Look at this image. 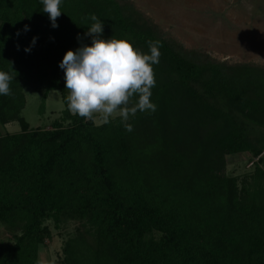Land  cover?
<instances>
[{"label":"trees","instance_id":"1","mask_svg":"<svg viewBox=\"0 0 264 264\" xmlns=\"http://www.w3.org/2000/svg\"><path fill=\"white\" fill-rule=\"evenodd\" d=\"M43 7L0 0V71L13 77L11 95H0V126L22 128L0 133V226L13 235L0 242V264H40L47 222L58 230L65 220L79 228L62 264H264V68L185 52L128 2L62 0L55 28ZM93 14L102 38L131 36L145 53L149 41L161 43L154 112L98 125L69 110L60 63L92 40ZM34 78L45 80L44 102L63 95L50 130L22 117L23 82ZM147 124L181 147L148 140ZM248 153L258 162L241 189L217 174L227 157Z\"/></svg>","mask_w":264,"mask_h":264},{"label":"rangeland","instance_id":"2","mask_svg":"<svg viewBox=\"0 0 264 264\" xmlns=\"http://www.w3.org/2000/svg\"><path fill=\"white\" fill-rule=\"evenodd\" d=\"M119 1L132 5L144 21L185 52L197 53L228 65L250 64L264 68V0ZM91 43L92 40L74 51ZM25 82L23 94L26 106L22 117L33 129H52L65 110L62 93L52 91L44 102L45 80H42V84L35 78L29 83ZM119 117L117 113L109 121ZM95 121L98 125L107 123L99 114L95 116ZM145 127L148 140L160 139L163 147L169 151L173 147H181L176 144L175 134H166L155 126L150 127V124ZM21 130L18 122L0 126L1 134L19 133ZM226 162V168L217 174L237 179L240 189L246 180L248 183L252 181L258 162L252 154L229 156ZM47 225L52 236L40 249V264H62L63 246L76 234L79 222L65 220L58 230L52 221ZM12 240V233L0 226V242Z\"/></svg>","mask_w":264,"mask_h":264},{"label":"clouds","instance_id":"3","mask_svg":"<svg viewBox=\"0 0 264 264\" xmlns=\"http://www.w3.org/2000/svg\"><path fill=\"white\" fill-rule=\"evenodd\" d=\"M42 3L52 26L58 27L62 0H42ZM90 19L94 23L86 35L92 37L91 45L67 51L60 63L69 92V110L87 120L99 114L105 122L117 113L126 122L137 111L154 112L156 105L150 98L151 89L156 86L154 65L159 63L161 43L149 41V52L145 53L132 43L131 36L102 38L103 22L94 14ZM12 79L9 73L0 71V95H11ZM134 97L138 100L132 104ZM125 127L132 131V125L125 123Z\"/></svg>","mask_w":264,"mask_h":264}]
</instances>
